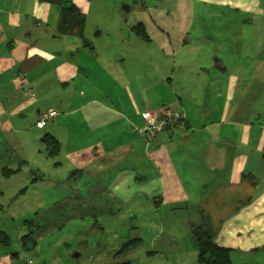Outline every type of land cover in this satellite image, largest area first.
Instances as JSON below:
<instances>
[{"label": "crops", "instance_id": "obj_1", "mask_svg": "<svg viewBox=\"0 0 264 264\" xmlns=\"http://www.w3.org/2000/svg\"><path fill=\"white\" fill-rule=\"evenodd\" d=\"M68 1L86 17L83 35L68 31L61 8L50 0H0V231L7 233L0 236V264L31 259L27 252L37 246L46 224L37 217L46 212L40 210L46 201L39 182L60 184L62 177L69 183L68 196L85 206L94 189L104 201L115 200L116 205L95 207L96 214L111 217L94 222L105 230L122 224L128 214L130 227L141 231L132 238H140V245L149 242L148 250L133 248L136 254L166 257L175 242L185 240L187 257L179 261L197 264L191 225L208 215L217 230L215 242L232 249L233 264L250 257L262 263L264 98L253 93L252 83L259 78L248 76V70L264 68L263 44L248 45L250 37L260 35L247 34L248 40L225 59L218 44L223 32L214 35L210 47L211 35L194 31V0H178L169 9L146 0H121L117 16L122 21H116L126 22L128 31L119 23L100 22L96 14L103 7L95 0ZM204 17L201 12L199 23ZM140 21L148 41L132 29ZM132 40L175 57L180 71L174 74L179 80L175 99H153L148 73L144 80L138 72L144 64L136 67L116 53L117 45ZM259 93L264 94V81ZM165 105L182 111L185 119L169 122L155 136L140 131L146 122L142 112ZM49 109H56V116L39 127ZM47 133L60 143L56 156L41 140ZM62 205L56 202L52 208ZM32 212L35 216L28 219ZM69 217L85 222L76 210ZM28 226L35 242L25 247L21 237ZM169 228L188 233L159 239L160 231ZM51 258L62 264L58 255Z\"/></svg>", "mask_w": 264, "mask_h": 264}, {"label": "rangeland", "instance_id": "obj_2", "mask_svg": "<svg viewBox=\"0 0 264 264\" xmlns=\"http://www.w3.org/2000/svg\"><path fill=\"white\" fill-rule=\"evenodd\" d=\"M146 1L150 5L165 6L168 9L175 7L178 2V0ZM120 2L122 1L95 0L96 4L103 7L102 10L96 14V18H98L100 22L105 21L108 27H113L119 23L123 30L128 31L126 22H118L122 21L121 16H117L120 9ZM141 3L142 1H140L137 6H140ZM199 3L202 2H199V0H194L193 2L195 13L197 14L195 16L193 29L201 30L200 32L205 30L206 34L211 35L210 41H208V46L210 47L214 46L216 40L214 35L217 34V32H220V35H222L223 32V39L221 37L218 44L220 45V53L225 59L228 55L232 56L235 49L240 48L243 40H248V37H246L247 34L250 36L260 35V38L257 40L250 37V43L248 45L261 46L263 44L262 46H264V5L261 6L260 0H232L231 3H223L216 0V4L209 5L202 3V6ZM95 7L97 8V6ZM256 9H259L260 12L256 11ZM201 12L205 17L204 22L199 23V15ZM113 15L114 19H112ZM116 19L118 21H116ZM225 35L228 37V40L226 38L224 39ZM152 47L150 43L144 42V40H132V42L127 44L120 43L116 46L115 50L116 53L124 55L134 61L136 67L139 66L140 62L144 64L143 67L139 68L138 72L141 74V79L144 80L145 75L148 73L150 77L148 83L151 86L153 99L158 101L161 99L160 97L164 99L171 96L175 99L178 94L175 88L179 85V80L176 76L174 79V74L177 76L180 74V71H177L178 69L174 64L175 57L173 55H166L162 50H154ZM145 66L148 69H145ZM184 73L189 74V69L185 70ZM162 76H165V81L162 79ZM227 76L228 74H225V77ZM248 76L252 79L259 78V81L252 83L254 85L253 93L254 95H259V99L262 101L264 94L259 93V91L261 83L264 81V68L248 70ZM169 78H172L171 84H169ZM152 89H154V92ZM249 96V99H251L252 95ZM258 115L259 112H257V116ZM63 178L64 177H62V182L60 184L49 180L46 182H39V188L44 192V199L46 201L45 206L40 210H45L46 212L37 217L38 219L40 218L41 221L45 219L46 224L45 227L41 229L40 234L42 236L39 238L37 246L29 249L27 252V257L31 258L34 264L35 262L39 264H53L51 256L54 254L60 257L62 261L60 262L62 264H117L125 261H129V264H183L179 260H186V250H188V247L185 240L180 242L177 241L173 245L174 251L183 249L177 257L172 255L174 251L171 253L168 251L170 255L166 257L162 256V258L158 256L147 258L141 254H136V251H129L126 253L119 252L126 241L139 234L141 231L130 227L131 218L127 219L126 217L128 214H125V219L122 224H118L117 222L116 226L112 223L108 225L109 228L105 230L104 228H100L99 225L95 224L94 220L100 218L104 221L111 216L96 214L95 207L104 205L106 202L110 206L116 205L115 200L109 198L104 201L98 196L99 192L94 189L91 193L92 198L89 200L88 205L85 206L84 203L79 202L78 198L68 196L69 183L66 179L63 180ZM56 202H62V207L53 209L52 207ZM118 204L119 206L123 205L120 199ZM74 206L76 207L73 208ZM73 210L78 211L79 216L84 218L85 222H77L70 219L71 217H69V215ZM33 216H35V214L32 212L28 214L27 218L29 219ZM117 218L118 214L114 216V222H116ZM63 221L65 224H60ZM87 223L91 224L88 225ZM169 229L170 231L166 232L163 230L160 231L161 235L159 239H163L170 234H175L174 236L176 237L178 234L188 233L185 230L176 228L175 230ZM26 231H29V226ZM11 232L14 233V230H11ZM215 233H217V230H215ZM190 241L192 243V240ZM167 248H169V246H167ZM189 248L192 247L189 246ZM136 249H141L143 251L148 250V240L145 244L136 247ZM75 253L79 255L76 256ZM104 254L106 255L104 256ZM167 258H170L171 261H168ZM196 259L198 260V258ZM248 259L249 260L245 263L241 261L236 264H257L255 261L256 257H250ZM252 259L253 261H251ZM259 261L260 260H258V262ZM263 262L264 261L260 264H264Z\"/></svg>", "mask_w": 264, "mask_h": 264}, {"label": "trees", "instance_id": "obj_3", "mask_svg": "<svg viewBox=\"0 0 264 264\" xmlns=\"http://www.w3.org/2000/svg\"><path fill=\"white\" fill-rule=\"evenodd\" d=\"M61 8V18L64 24L70 30H78L80 35H83L86 24V17L81 14L79 9L68 0H50ZM70 4V5H69ZM132 29L143 39L150 40L146 32V27L142 21L132 25ZM62 27V25H61ZM74 27V28H73ZM42 142L45 144L49 155L56 156L60 151V143L56 137L47 133L42 137ZM206 220L196 225H191V236L195 247L198 250L197 264H233L231 258V248L220 246L215 242V229L208 215H205ZM29 222V221H28ZM2 234H7L0 231V236L4 239ZM7 237V235H6ZM9 237V235H8ZM22 244L27 247L30 242L34 244V231H29L21 237ZM140 238H130L126 241L119 252H129L133 248L140 245ZM34 246V245H32ZM152 254V253H151ZM117 264H129V261L120 262Z\"/></svg>", "mask_w": 264, "mask_h": 264}, {"label": "built area", "instance_id": "obj_4", "mask_svg": "<svg viewBox=\"0 0 264 264\" xmlns=\"http://www.w3.org/2000/svg\"><path fill=\"white\" fill-rule=\"evenodd\" d=\"M56 114V109H49L42 113L37 125L43 127L47 120L54 118ZM142 115L146 122L144 127L140 128V131L146 132L150 136H155L169 122H181L185 119V114L182 111H178L170 105H165L157 109H146L142 112ZM23 264H34V261L32 259H27Z\"/></svg>", "mask_w": 264, "mask_h": 264}, {"label": "water", "instance_id": "obj_5", "mask_svg": "<svg viewBox=\"0 0 264 264\" xmlns=\"http://www.w3.org/2000/svg\"><path fill=\"white\" fill-rule=\"evenodd\" d=\"M75 255L77 256V255H79L78 253H75Z\"/></svg>", "mask_w": 264, "mask_h": 264}]
</instances>
